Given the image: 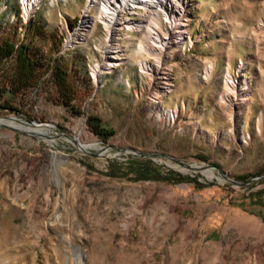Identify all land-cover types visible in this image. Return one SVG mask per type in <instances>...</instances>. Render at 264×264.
Returning a JSON list of instances; mask_svg holds the SVG:
<instances>
[{
    "label": "rangeland",
    "instance_id": "rangeland-1",
    "mask_svg": "<svg viewBox=\"0 0 264 264\" xmlns=\"http://www.w3.org/2000/svg\"><path fill=\"white\" fill-rule=\"evenodd\" d=\"M96 1L0 0V40L46 58L16 95L13 58L0 64V121L20 126L0 125V264H264V0H164L151 35L175 21L176 42L162 50L142 9L109 35ZM49 58L75 85L71 108ZM148 160L180 179L110 175Z\"/></svg>",
    "mask_w": 264,
    "mask_h": 264
},
{
    "label": "trees",
    "instance_id": "trees-1",
    "mask_svg": "<svg viewBox=\"0 0 264 264\" xmlns=\"http://www.w3.org/2000/svg\"><path fill=\"white\" fill-rule=\"evenodd\" d=\"M38 33V27L31 24L27 36L32 37ZM10 58L14 60V70L12 76L8 79L7 92L16 95L32 88L37 83L46 58L41 49L32 45L30 40L15 43L6 37L0 40V64H3ZM46 69L48 71L51 70V79L57 89L60 103L67 108H71V102L75 96V85L69 78L66 70L58 63H54V59L52 58H49ZM86 124L92 133L103 143L112 135V130L104 127L102 122L96 117L89 116ZM199 158L205 159L204 157ZM128 166L130 169L121 167L112 168L110 169V175L123 177L132 174V180H158L167 183L180 179V177L175 178L176 175L173 172L162 174L156 166L152 165L150 160L145 161L142 165L129 163ZM246 179L247 177L245 176L237 177V180L241 182H245ZM262 183H264V180H262Z\"/></svg>",
    "mask_w": 264,
    "mask_h": 264
},
{
    "label": "bare ground",
    "instance_id": "bare-ground-1",
    "mask_svg": "<svg viewBox=\"0 0 264 264\" xmlns=\"http://www.w3.org/2000/svg\"><path fill=\"white\" fill-rule=\"evenodd\" d=\"M164 2H165L164 0H101V2L96 1L95 3H97V5H99V7H100L99 20L103 22L105 28L109 32V35H111V33H112L111 30H112V27H114V25L116 23L119 12L128 11V12L132 13L133 11H135L137 9H142L143 10L142 17L145 19H149V21H150V24L148 25V28H147L148 30L146 32L147 38H143V40L144 41L146 39L152 40L155 44H157L158 48L160 50H162L165 47L172 46L171 44L174 41H172L173 39L171 38V36H172V34H174L173 26L176 25L175 21H174V23H171V24L166 23V28L164 29V32H165L166 37H167L166 39L160 38V36L158 34L154 35V37L151 35V34H153L152 31L154 30V27L158 26L157 19L160 16V14L162 13L163 15L167 16L169 14L170 10L172 9V6H167ZM90 3H92V2H90ZM88 10L89 9H87V11ZM180 11L182 13V10H180ZM182 16H185L184 12L182 13ZM87 18H88V16H87ZM134 23H135L134 21H130V24H132L131 26L135 29L136 26ZM144 24H145V22H142L138 26V28L144 29ZM175 28L180 30V29L184 28V26H182L181 23H178L177 27H175ZM178 35L181 39L182 35L180 32ZM174 39L176 42V38H174ZM134 49H135V52L141 53V52H147L149 48L147 47V45L143 44L142 42H139L138 46ZM140 64H141L142 69H144L147 66L146 62H143ZM228 88H229L228 89L229 91L234 89L232 86H229ZM0 123L10 125L13 127H20L13 122H7L4 120H1ZM80 147L84 148L85 146L80 145ZM208 174L212 175L211 172H208ZM81 256H82V254L79 255V257H78V264H84L82 261L83 257H81Z\"/></svg>",
    "mask_w": 264,
    "mask_h": 264
},
{
    "label": "water",
    "instance_id": "water-1",
    "mask_svg": "<svg viewBox=\"0 0 264 264\" xmlns=\"http://www.w3.org/2000/svg\"><path fill=\"white\" fill-rule=\"evenodd\" d=\"M0 125H3L2 123H0ZM264 178V177H263Z\"/></svg>",
    "mask_w": 264,
    "mask_h": 264
}]
</instances>
